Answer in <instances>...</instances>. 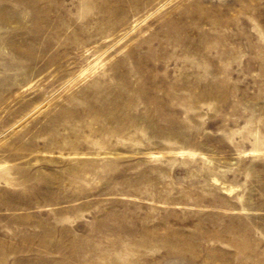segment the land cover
<instances>
[{
	"label": "rangeland",
	"instance_id": "374dc122",
	"mask_svg": "<svg viewBox=\"0 0 264 264\" xmlns=\"http://www.w3.org/2000/svg\"><path fill=\"white\" fill-rule=\"evenodd\" d=\"M0 264H264V0H0Z\"/></svg>",
	"mask_w": 264,
	"mask_h": 264
},
{
	"label": "bare ground",
	"instance_id": "6f19581e",
	"mask_svg": "<svg viewBox=\"0 0 264 264\" xmlns=\"http://www.w3.org/2000/svg\"><path fill=\"white\" fill-rule=\"evenodd\" d=\"M2 165H4V164L0 163V166H2Z\"/></svg>",
	"mask_w": 264,
	"mask_h": 264
}]
</instances>
